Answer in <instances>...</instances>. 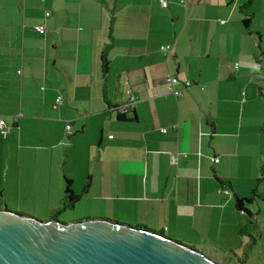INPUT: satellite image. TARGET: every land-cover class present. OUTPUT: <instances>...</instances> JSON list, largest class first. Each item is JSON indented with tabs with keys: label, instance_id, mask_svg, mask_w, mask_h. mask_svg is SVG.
Segmentation results:
<instances>
[{
	"label": "crops",
	"instance_id": "0c3cea01",
	"mask_svg": "<svg viewBox=\"0 0 264 264\" xmlns=\"http://www.w3.org/2000/svg\"><path fill=\"white\" fill-rule=\"evenodd\" d=\"M166 2L0 0V191L30 200L56 186L62 202L64 178L80 193L88 176L79 200L90 207L177 239L212 238L213 253L242 258L232 246L246 241L236 226L247 214L234 197L264 177V0ZM126 90L136 119L124 122L110 107ZM77 133L98 137L86 165ZM170 153L181 156L170 163ZM256 193L245 203L259 235L250 248L263 236L264 179Z\"/></svg>",
	"mask_w": 264,
	"mask_h": 264
},
{
	"label": "water",
	"instance_id": "95a60500",
	"mask_svg": "<svg viewBox=\"0 0 264 264\" xmlns=\"http://www.w3.org/2000/svg\"><path fill=\"white\" fill-rule=\"evenodd\" d=\"M0 264H224L161 233L116 221L59 222L0 209Z\"/></svg>",
	"mask_w": 264,
	"mask_h": 264
},
{
	"label": "rangeland",
	"instance_id": "374dc122",
	"mask_svg": "<svg viewBox=\"0 0 264 264\" xmlns=\"http://www.w3.org/2000/svg\"><path fill=\"white\" fill-rule=\"evenodd\" d=\"M191 85L192 83L190 82L189 86ZM171 86L172 85H170L169 88ZM93 136L87 133L83 137H80L79 134L76 136V143L73 147V150H74V155L77 156L76 159H78L77 164L81 162V160H83V162L86 165V160L88 159V155H90V153H93L94 148H96L94 146L93 149L91 150L89 146L91 144L94 145V142L97 144V141H98L97 134H93ZM70 140H72V138L67 139V142L68 141L70 142ZM72 167H75V166H72ZM79 167H80V164L77 167V173H79V170H80ZM11 191L13 195L6 194V191L4 190L0 191V209L4 208L7 210H11L12 212L25 214L26 216L37 218V219H40L41 221H46V220L54 218L56 219V221H59V222H70V221L73 222V221H77L80 219L101 218L105 220L116 221L117 223L131 224L130 221L125 220L123 217L120 216L122 214L118 215L115 211H112L110 209L100 210V208H92L90 207L91 202L87 200L80 201L79 199H78L79 201L77 200L75 203H73V207L67 208L63 212L59 213L57 217L56 216L49 217L51 208H47L45 204H42V202L46 198L49 197L47 202H45L48 205L58 206L60 203H62L60 202V200H58L61 197V195L58 194V191L56 190V186L54 187V189H51L49 192L46 191L42 193L41 191L35 190L36 196L38 197L31 198L30 200H27V197H23L20 195L18 196L16 194L15 189H11ZM261 206H262V209H261L262 211H261L260 217H264V203H262ZM260 222L262 223L261 225H264V218H261ZM262 230H263V233H262L263 236L261 239H259L258 244H256V246L253 248H250V246H246L245 244L246 241L248 242V239H249V237H247V234H243V235H246L245 236L246 238L244 239L246 240L245 242L239 241L238 245L237 243L233 244L232 246L233 248L239 247L238 250L240 252L239 254H237L238 257H241L245 250L246 254H244V256L242 257L243 261L236 260L234 258L235 257L234 254L232 253L228 254V253H222L220 251H216V253H213V239L212 238H202V240L199 241L197 238L198 235L192 238L183 237L182 239H177L176 236H170L167 233L166 234L164 233L163 235H165L166 237L175 239L179 243L189 245L193 249L200 250L202 251L203 254H205L206 257L210 259H214L216 261L223 262L224 264H264V229L262 228ZM228 238L230 237H227V239ZM217 249H219V247ZM228 249H231V248H228Z\"/></svg>",
	"mask_w": 264,
	"mask_h": 264
},
{
	"label": "trees",
	"instance_id": "16d2710c",
	"mask_svg": "<svg viewBox=\"0 0 264 264\" xmlns=\"http://www.w3.org/2000/svg\"><path fill=\"white\" fill-rule=\"evenodd\" d=\"M250 4V3H249ZM248 6V4H247ZM251 20V16L245 14L242 18V23L244 25V27H248L249 22ZM167 45V44H165ZM164 46V45H161ZM160 46V49L163 50L165 53H167L166 49H162ZM170 47V51L172 52V48L170 45H168ZM106 51L104 50L103 53L101 54V70L105 71L107 69V65H108V60L106 58ZM170 55V54H167ZM184 86V85H183ZM184 87H188V86H184ZM118 105H116V103H113V105L110 107L114 112H115V117L117 120L120 121H132L135 120V114L132 115L131 117H126V115H128V113H130V111L132 112L131 108L132 107H128L125 112H120V110L118 109ZM176 129V126L175 128ZM264 179V177H260L258 179H255L254 182V188L253 190H251V194H249L248 197H243V198H237V196L234 197V203H235V207L237 208V210H240L242 212H245L247 214V218H244L239 224H237L236 226V232L238 235H243V234H247L251 240V243L255 244L256 243V237L259 236L258 232H257V227H256V223L254 222V220L252 219L253 214L252 212H250L248 210V208L245 206V203H250L255 196H257L256 194V185L262 181ZM220 184L222 185V187L224 186L223 181L219 180ZM89 187V177L87 176L86 178V182L84 187L82 188V191L80 193H73L72 189H71V179L69 178H64V188H63V198H62V203H60L52 212L51 216L53 217H57L59 215V213L63 212L64 210H66L67 208H71L73 207V203H75L81 193L84 192L85 189H88ZM221 189H228V188H221ZM229 190V189H228ZM21 214V213H20ZM50 216V217H51ZM251 217V218H250ZM105 220V219H103ZM124 224V223H123ZM135 228H144L146 230L147 229L145 226H132ZM151 231V230H149ZM225 253H235V251L233 249L227 250L225 251ZM236 260L238 261H243V258H237Z\"/></svg>",
	"mask_w": 264,
	"mask_h": 264
},
{
	"label": "built area",
	"instance_id": "2783aa9c",
	"mask_svg": "<svg viewBox=\"0 0 264 264\" xmlns=\"http://www.w3.org/2000/svg\"><path fill=\"white\" fill-rule=\"evenodd\" d=\"M159 2L162 6H165L167 4L166 0H159ZM34 29L36 31L42 33V32H44L45 27L43 25H37L34 27ZM161 48L166 49L167 54H171L170 47L168 45L161 46ZM234 67L236 68L237 65L235 64ZM164 78H165L166 82L169 83L170 85L176 83V81H177V78L171 74L165 75ZM183 84H184V86H189L190 82L186 81ZM169 90H170V92H172L176 96H179L181 94V89H178V88L175 89L171 86L169 88ZM125 95H126V100H124L123 102H121L119 104H116L119 106L118 109L120 110V112H125V110L128 107H132L134 100H136L135 96H133L129 90L125 91ZM60 98H61V96H57V98H55L54 102L58 103L60 101ZM14 119H15V117H14ZM6 128H7V124L5 123V121L3 119H0V133L5 135V133L7 131ZM70 128H71L70 123L66 124L65 130L67 131V133H70ZM173 128H175V126H173ZM160 130H161V132L166 131V129H164V128H160ZM180 156H181V154H179V153H170V163H175ZM220 192H222V194H224V195L230 194V191L228 189H220Z\"/></svg>",
	"mask_w": 264,
	"mask_h": 264
}]
</instances>
